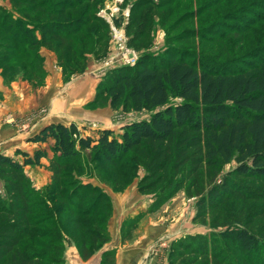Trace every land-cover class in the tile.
Here are the masks:
<instances>
[{"label": "rangeland", "instance_id": "obj_1", "mask_svg": "<svg viewBox=\"0 0 264 264\" xmlns=\"http://www.w3.org/2000/svg\"><path fill=\"white\" fill-rule=\"evenodd\" d=\"M0 1L7 3L10 10L15 13H20L14 5L16 1L23 0ZM52 1H72L76 4L82 1L73 12H69L71 17L84 16L87 23L83 25V31L84 29L95 31L98 27L96 22L90 20V16L98 6L100 7L99 10L97 9V15L103 19L111 10L115 12L114 17L119 13L129 12L130 18L127 21L123 23L120 21L117 25L116 20L113 19V23L116 27L125 24L123 29L127 48L124 45L123 51L125 53L132 51L136 55L134 62L131 59L128 63L119 61L120 46L113 40L110 24L105 20L109 25L110 34L108 37L106 28L101 26L100 34L103 39L101 44L97 45L101 46V51L97 52V49H93L94 46H90L93 50L86 53V59L81 64L83 67L80 68L82 70L71 69L66 71L65 76L62 75L63 87L83 72L101 79L111 69L134 65L146 52L163 53L171 46L188 49L200 57L215 58L218 64L239 56L247 61H253L249 56L257 45L264 51V22L256 21L244 36L241 33L243 28L232 29L231 32L223 28L229 18L226 14L242 12L240 15L249 21L253 19L255 12L264 16V4L261 5L263 9L256 6L261 2L264 3V0H122L117 5H114L115 0ZM116 6L119 7V11L115 10ZM199 9L202 13L195 18ZM186 11H190V16L193 18L181 24L177 23L176 21ZM2 15L0 14V17ZM184 29L199 30V32L188 33L183 40L176 41ZM236 30L240 31L234 32ZM117 31H122L121 27ZM221 31H225L223 36H218ZM37 34L40 36L39 32ZM47 40L48 44H45L46 42L43 44L54 49L57 41ZM0 42L8 45L7 48L10 49L16 47L10 40H5L1 32ZM9 54L16 59L19 58V53L15 50L0 49V57ZM28 59L30 58L22 63L24 66ZM5 65L7 63L2 64ZM111 73L114 74L111 71L110 76ZM45 77L44 72V82ZM21 79L26 82L28 80L24 77ZM44 82L32 80L35 85H32L33 90L38 91L37 101L27 119L18 122L7 113L0 118V128L3 124L16 125L14 130H0L1 137L7 135L14 137L18 133L26 137L28 143L27 139L36 129L33 127L34 124L35 126L38 124L35 122L39 119L44 120L43 117L47 114V106L41 103L43 95L39 93L41 92L39 88ZM107 85H110L109 82ZM63 87L59 84L51 89L56 93ZM101 90L98 87L97 94L103 92ZM31 92L26 89L25 93L31 95ZM98 101L101 104L97 107L110 105L108 94L101 93ZM110 111L112 113L110 118L117 126H120V123L122 126L133 120L149 117V112H136L130 106L122 107L121 104ZM31 117L33 120L30 122ZM119 131L117 130L116 133ZM28 144L31 153L36 144ZM42 147L48 150L51 159L53 154L48 146ZM131 155L129 154L120 164L113 166L98 160L94 153L85 152L77 162L75 161L76 163L62 168L60 173H66L65 177L60 175L57 178L48 168L47 159H43L45 162L43 165L26 166L24 171L29 177L30 186L41 190L34 193L41 205L34 207L45 210L36 215L37 218L29 224L30 229L35 232L23 240L25 243L21 245V250L17 249L16 253H13V260L8 258L3 264H67L64 255L71 248H80L81 255L87 258L100 247L108 244L114 245V249L106 255L107 257L104 256L106 257L104 264H215L216 262L226 264L229 260L235 264H249L248 255L243 253L239 246L234 248L235 244L239 245L235 234L246 225L249 229L258 232L264 241V199L259 198L264 195V188L259 183L252 182L246 177L231 175L230 171L238 165L231 161L211 167L200 166L196 174L200 182L196 186H191L195 175L191 160L176 171L171 169L169 162L164 165V171L161 173L158 168L162 159L158 158L148 166V163H142L141 155L138 163L130 160ZM232 181L238 183L240 192L248 193L246 200L239 195L228 198L225 202L213 197L215 190L231 184ZM148 185H151L152 189L144 190ZM4 186L5 183L0 182V193L7 204L10 201L5 194ZM79 197L83 200L80 201ZM67 202L69 204H66ZM96 204L97 206L94 207ZM51 223L54 229L51 228ZM174 244L190 247L192 251L187 249L183 257L176 259L174 251L177 247H173ZM220 250L227 253L228 259L220 260L221 256H212L214 251ZM259 255L264 257V251L255 252L254 257L257 259ZM26 257L29 262H26Z\"/></svg>", "mask_w": 264, "mask_h": 264}, {"label": "trees", "instance_id": "obj_2", "mask_svg": "<svg viewBox=\"0 0 264 264\" xmlns=\"http://www.w3.org/2000/svg\"><path fill=\"white\" fill-rule=\"evenodd\" d=\"M19 2L16 1L14 5L20 12L18 14L10 10L9 6L0 4V14H3L0 17V32L5 40L16 45L15 49H10L0 42V49L19 53L18 59L12 54L0 57V74L7 82L21 76L30 82L39 80L42 83L44 69L41 48L55 53L63 76L67 70L80 71L88 51H101V46H97L103 39L101 26L106 28L109 37L108 23L97 15L100 6L90 16V20L96 22L98 27L95 31H83L87 23L84 16L70 15L82 1L77 4L52 0ZM263 4L261 2L256 6L263 9ZM201 13L199 9L195 18ZM240 13L226 14L229 18L223 28L229 32L243 28L241 33L244 36L256 21L264 22L262 13H254L255 21L245 19ZM190 15L191 12L186 11L176 22L184 23L193 18ZM121 18L115 19L117 25ZM198 32L184 29L176 41L183 40L188 33ZM224 32L217 35L223 36ZM47 39L57 41L54 49L43 44H48ZM90 46H94L93 49ZM257 46L249 56L253 61L239 56L220 64L215 62V58L200 57L188 49L174 46L163 53L146 52L132 66L109 70L114 74L110 76L108 71L99 80L98 87L102 89V94L109 95L112 108L120 104L122 107L130 106L136 112H149V117L122 125L118 133L111 128L91 130L86 125L50 122L27 139L28 143L36 144L33 152L22 149H16L13 155L0 152V182L5 183L3 188L10 201L6 204L0 193V264L8 258L13 260V253L23 246V240L35 232L29 224L45 210L34 207L41 205L34 195L35 191L41 190L30 186L29 177L24 171L26 166L43 165V159L49 161L48 168L55 178L60 175L65 177L66 173H60L62 168L77 162L85 152L94 153L98 160L113 166L120 164L132 152L130 160L138 163L141 155L142 163H148V166L159 158L163 160L158 168L161 173L169 162L171 169L176 171L191 160L195 174L191 186L200 182L196 175L200 166L211 167L234 161L238 165L230 171L231 175L246 177L264 188V51ZM27 58L30 59L24 66L22 63ZM4 63L7 65L2 66ZM101 93L97 94V100ZM43 145H47L52 152L51 159ZM151 185L144 187V190H151ZM239 188L238 183L232 181L215 190L213 197L225 202L239 195L246 200L248 193L240 192ZM259 198L263 200L264 195ZM244 226L235 234L239 245L235 244L234 248L240 247L248 255L249 264H264V257H254L255 252L264 251L262 237ZM173 247H177V256L174 251L176 259L183 257L187 249H192L176 244ZM77 250L81 252L80 248ZM109 252L103 255L101 264H104ZM214 252L212 256L219 255L220 260L228 259L226 252ZM28 260L26 257V262ZM226 264L235 263L229 260Z\"/></svg>", "mask_w": 264, "mask_h": 264}, {"label": "crops", "instance_id": "obj_3", "mask_svg": "<svg viewBox=\"0 0 264 264\" xmlns=\"http://www.w3.org/2000/svg\"><path fill=\"white\" fill-rule=\"evenodd\" d=\"M0 4L8 6L4 1H0ZM40 52L44 61L43 69L46 73V77L45 82L43 81L44 85L39 88L41 89L39 93L43 95H41V101H43L41 103H44L48 110L47 114L43 117L45 121L40 119L37 120L35 122L38 123L36 124L37 126H35V124L33 126L36 127V129L31 133L34 134L35 131L50 122H61L64 124L75 123L79 126L86 125L89 128H111L116 131L120 129L121 123L120 126H117L110 118L112 115L110 111L112 108L110 105L107 104L102 108L97 107L101 104V102L96 99L100 79H96L86 72H83L74 77L72 81L68 82L67 85L63 87V74L56 64L55 54L46 48H41ZM21 78V76H17L15 79L7 82L0 74V118L7 113V115H11L20 122L31 115L34 105H36L38 91L33 90L34 87H32V82L28 80L26 82ZM59 84H62L63 88L53 93L51 88ZM23 87H25V89ZM26 89L32 91L31 95L25 93ZM93 101H95V103H93ZM92 107L97 108L92 109ZM89 110L93 111L90 112ZM32 120L33 117H31L30 122ZM15 126L14 123L3 124L0 130H14ZM18 136H20L18 133L14 137L12 135L0 136V152L13 155L16 149L28 150V152L31 151L27 147L29 144L26 143V137ZM44 163L43 160V164Z\"/></svg>", "mask_w": 264, "mask_h": 264}, {"label": "built area", "instance_id": "obj_4", "mask_svg": "<svg viewBox=\"0 0 264 264\" xmlns=\"http://www.w3.org/2000/svg\"><path fill=\"white\" fill-rule=\"evenodd\" d=\"M122 0H115L114 1V5H117L118 3H121ZM117 8H115V10L119 11V7L116 6ZM111 10V8H109ZM114 14L115 12L114 11H110V13H108L107 15L104 16V19L110 24V29H111V35L113 37V40L115 41V43L120 46V53L118 55V58H119V61H123V62H126L128 63L129 59L133 60V62L136 60V55L135 53H133L132 51L129 52V53H125L123 50H124V45L126 47V38L124 36L125 34V31H124V25L125 24H121V30L123 31H120L118 32L117 30L120 29V27H116L113 23V19H117L119 16H122V20H121V23H123V21H127L128 19V15H129V12L125 13V12H122V13H119V15L115 16L114 17ZM100 16V15H99ZM127 48V47H126ZM125 60V61H124ZM132 64V63H130ZM134 64V63H133Z\"/></svg>", "mask_w": 264, "mask_h": 264}, {"label": "water", "instance_id": "obj_5", "mask_svg": "<svg viewBox=\"0 0 264 264\" xmlns=\"http://www.w3.org/2000/svg\"><path fill=\"white\" fill-rule=\"evenodd\" d=\"M113 248L112 244L104 245L86 259H83L77 248H71L65 253L64 258L67 264H101L103 255Z\"/></svg>", "mask_w": 264, "mask_h": 264}]
</instances>
